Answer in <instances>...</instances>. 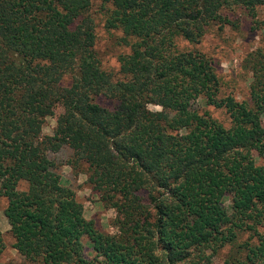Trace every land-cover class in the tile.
Here are the masks:
<instances>
[{
    "label": "trees",
    "instance_id": "1",
    "mask_svg": "<svg viewBox=\"0 0 264 264\" xmlns=\"http://www.w3.org/2000/svg\"><path fill=\"white\" fill-rule=\"evenodd\" d=\"M96 13L126 49L117 72ZM242 20L261 42L237 100L201 44ZM62 166L114 232L84 217ZM0 198L30 264H264V0H0Z\"/></svg>",
    "mask_w": 264,
    "mask_h": 264
},
{
    "label": "rangeland",
    "instance_id": "2",
    "mask_svg": "<svg viewBox=\"0 0 264 264\" xmlns=\"http://www.w3.org/2000/svg\"><path fill=\"white\" fill-rule=\"evenodd\" d=\"M98 3H95L93 9H97ZM244 18V17H243ZM245 20V18L243 19ZM241 21L238 28L231 26L225 27L222 31L212 29L205 36L201 46L204 52L214 56V62L218 65V72L223 84L222 94H232L237 100H246L249 97V86L251 75L244 70L246 55L260 45L261 36L255 34L250 29L249 23ZM96 25V51L99 54L103 68L108 71L117 72L118 56L122 51H126L117 44L119 34L116 32H107L104 28V17L100 13L95 15ZM107 105L108 102H101ZM196 109L200 112L207 107L199 100L195 103ZM151 110H159V107L150 106ZM212 114L221 122L228 125L229 120L226 114L220 110H213ZM55 127V121L52 117L46 118L42 127L44 135H51ZM67 152L58 155L60 161L65 160ZM59 172L64 181V185L70 187L77 195L79 201L84 207V217L87 220H94L97 225L106 232H114L110 227V222L114 217V211L104 208L85 183L84 175H76L69 167L62 166ZM6 206V200L0 198V231L3 233L5 249L0 253V264H30L24 260L11 246L13 239L8 230L9 226L3 215V209ZM264 233V227L260 228ZM245 235L243 238H246ZM85 246H88L86 239H83ZM212 264H219V260L214 258Z\"/></svg>",
    "mask_w": 264,
    "mask_h": 264
}]
</instances>
